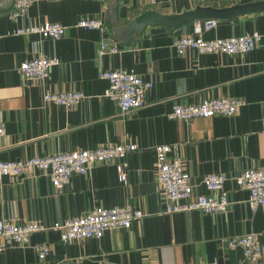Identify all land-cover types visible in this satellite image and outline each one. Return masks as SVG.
<instances>
[{"label":"crops","instance_id":"obj_1","mask_svg":"<svg viewBox=\"0 0 264 264\" xmlns=\"http://www.w3.org/2000/svg\"><path fill=\"white\" fill-rule=\"evenodd\" d=\"M15 0H0V160H19L102 145L135 143L124 159L94 165L75 174L57 190L48 172L34 170L0 181V219L52 225L79 217L96 207L129 205L144 215L129 228L108 229L100 239L65 243L56 231H40L24 246L0 253V264H189L217 261L242 264L241 247L229 239L256 233L264 253V205L253 210L249 191L233 179L226 182L230 201L218 214L200 210L168 212L156 175V147L170 144L171 158L182 160L195 194L209 193L202 180L212 173L236 176L264 165V10L233 19H217L205 39L258 32L260 44L244 54L178 53L174 40L194 34V21L178 28L150 24L130 35L132 19L146 10L180 14L198 6L225 7L246 0H32L11 18ZM257 1V0H255ZM103 19L107 35L77 24ZM57 22L67 31L59 39L16 34L22 27ZM108 37L118 51L100 54ZM46 56L59 59L49 77L27 80L22 62ZM124 69L153 82L142 107L122 115L104 95L109 81L101 71ZM81 91L86 97L72 107L45 101L48 91ZM244 101L235 115L174 119L176 103L196 104L207 98ZM126 163L127 182L118 164ZM48 242L51 253L40 259L35 245ZM253 264V263H246Z\"/></svg>","mask_w":264,"mask_h":264},{"label":"built area","instance_id":"obj_2","mask_svg":"<svg viewBox=\"0 0 264 264\" xmlns=\"http://www.w3.org/2000/svg\"><path fill=\"white\" fill-rule=\"evenodd\" d=\"M255 1V0H246ZM258 1V0H257ZM32 3V0H15L11 10V18L20 17ZM217 24L216 20L204 22L194 27V34L185 35L174 40V47L178 53L188 49L199 53H225L229 55L244 54L254 50L261 41L258 32L231 36L227 38L205 39L202 31L210 30ZM86 29H98L107 35L108 28L103 19L83 18L78 24ZM67 26L57 22H47L39 25L19 28L16 34H40L45 38L59 39L66 34ZM118 46L112 44L104 36L100 45V54L118 51ZM59 64L55 57L39 56L21 63L19 72L27 80H42L49 77L53 66ZM100 77L109 81L104 95L116 102L122 115L143 106L146 92L153 87L151 80L142 75L124 69L101 71ZM86 94L81 91L65 90L59 92L48 91L45 101L54 102L66 107H72L84 99ZM244 104L242 99L231 97L207 98L196 104L176 103L171 117L189 121L197 117H214L216 115H235ZM5 134V128L0 126V137ZM135 143H120L102 145L93 149L62 151L53 154L34 156L19 160H0V181L5 176H21L34 170L49 173L52 185L61 189L70 182L75 174H85L94 165L108 161L124 159L130 151L137 149ZM173 150L170 144L156 147V175L167 203L168 212L200 210L205 213L218 214L227 211L230 201L225 184L233 179L240 187L249 191V204L255 210L264 205V165L242 171L230 177L226 173H212L206 175L202 182L208 189L207 194H195V185L190 181V174L185 170L179 158H171ZM126 163L118 164L121 181L127 182L125 172ZM144 213L129 205L112 208L96 207L93 211L79 216L46 225L38 221L13 222L0 219V253L11 246L28 245L31 236L40 231H56L60 233L65 243L83 241L91 238H102L111 228H129L135 219L142 218ZM229 247H241L244 259L242 264H264L262 244L256 233L237 235L229 239ZM40 259H45L51 253V245L41 242L35 245ZM189 264H218L217 261H199Z\"/></svg>","mask_w":264,"mask_h":264},{"label":"water","instance_id":"obj_3","mask_svg":"<svg viewBox=\"0 0 264 264\" xmlns=\"http://www.w3.org/2000/svg\"><path fill=\"white\" fill-rule=\"evenodd\" d=\"M264 10V0L237 3L225 7L198 6L196 9L180 14H166L156 10H146L132 19L127 27L132 41L136 32L150 24H161L168 28H178L194 21L233 19L240 15Z\"/></svg>","mask_w":264,"mask_h":264}]
</instances>
